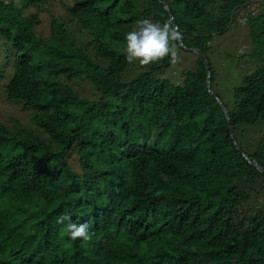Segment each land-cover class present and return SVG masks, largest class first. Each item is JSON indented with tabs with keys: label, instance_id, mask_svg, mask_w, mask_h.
I'll list each match as a JSON object with an SVG mask.
<instances>
[{
	"label": "trees",
	"instance_id": "obj_1",
	"mask_svg": "<svg viewBox=\"0 0 264 264\" xmlns=\"http://www.w3.org/2000/svg\"><path fill=\"white\" fill-rule=\"evenodd\" d=\"M165 1L0 0L6 101L34 125L0 116V264H264V0L246 25L256 67L232 102L210 54L246 0ZM55 2L70 19L38 33ZM142 19L183 33L181 81L169 59L125 80ZM69 222L92 241L62 235Z\"/></svg>",
	"mask_w": 264,
	"mask_h": 264
},
{
	"label": "rangeland",
	"instance_id": "obj_2",
	"mask_svg": "<svg viewBox=\"0 0 264 264\" xmlns=\"http://www.w3.org/2000/svg\"><path fill=\"white\" fill-rule=\"evenodd\" d=\"M67 0H64L66 2ZM218 6H224L227 0H217ZM257 1V0H256ZM215 12L220 10L214 9ZM248 16L250 17V10H247ZM42 15V25L39 30L43 29L44 33H48L50 20L53 15H61L65 20H69L68 13L61 7L59 2L53 3L48 9H44L40 12ZM244 14V13H243ZM245 15V14H244ZM255 15V14H254ZM253 16V15H252ZM243 16L232 24L233 28L223 38H217L212 42L215 49L211 52V58L213 60L214 69L216 71V90L223 96H225L230 102H232V95L234 93L235 85L242 81V77L252 72L256 67V61L247 54L251 49V43L249 34L246 30V23L243 22ZM179 54V60L174 63L171 67L167 68L164 72L165 77L173 80H182V71L192 67L194 63L193 55ZM12 63L6 64L5 54L0 49V116L4 118L10 111H14L21 120L24 122L26 127L34 129V125L31 122V111L20 110V105H14L6 101L5 84L7 79L12 73ZM145 67H142L138 62H133L130 68L125 72L124 77L126 81L132 80L139 73L144 71ZM19 109V110H17Z\"/></svg>",
	"mask_w": 264,
	"mask_h": 264
},
{
	"label": "clouds",
	"instance_id": "obj_3",
	"mask_svg": "<svg viewBox=\"0 0 264 264\" xmlns=\"http://www.w3.org/2000/svg\"><path fill=\"white\" fill-rule=\"evenodd\" d=\"M257 3L258 0H246L242 4V13L237 18L232 13V20L234 19L232 22H235L240 16L246 17L247 22L249 19L247 10H250V16L254 15ZM243 22L246 23L244 20ZM125 39V58L128 63L138 62L142 67H150L165 59H169L171 63L178 62L177 44L183 39V33L171 20L160 24L150 19H142L137 21L136 29L126 33ZM4 176L7 177L5 173ZM7 178L10 179L12 176ZM65 221H71L67 214L57 218L59 224L64 225ZM64 234L73 241L79 239L85 243L91 242L95 235L94 232L90 231L88 222L80 224L69 222L63 229L62 235Z\"/></svg>",
	"mask_w": 264,
	"mask_h": 264
},
{
	"label": "water",
	"instance_id": "obj_4",
	"mask_svg": "<svg viewBox=\"0 0 264 264\" xmlns=\"http://www.w3.org/2000/svg\"><path fill=\"white\" fill-rule=\"evenodd\" d=\"M160 1L164 4L165 8L168 11H170V8H169L167 2L165 0H160ZM192 50L195 51L204 60V62L206 63V66H207V69H208V72H209V74H208V87L210 88V92L218 99V102L221 104L222 108L224 109V111H225V113L227 115V118L229 119L230 115H229V111H228L227 107L225 106L223 101L219 98V96L215 92H213L211 90V68H210V65L208 63V60L206 59V57H205V55L203 54L202 51L197 50V49H192ZM260 169L264 173V168L260 167Z\"/></svg>",
	"mask_w": 264,
	"mask_h": 264
},
{
	"label": "built area",
	"instance_id": "obj_5",
	"mask_svg": "<svg viewBox=\"0 0 264 264\" xmlns=\"http://www.w3.org/2000/svg\"><path fill=\"white\" fill-rule=\"evenodd\" d=\"M248 6H250V5H248ZM246 19H247V18H246V17H244V21H245V22H246Z\"/></svg>",
	"mask_w": 264,
	"mask_h": 264
}]
</instances>
